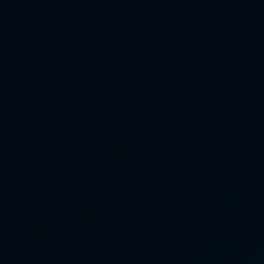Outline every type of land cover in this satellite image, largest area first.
<instances>
[{
    "label": "water",
    "instance_id": "obj_1",
    "mask_svg": "<svg viewBox=\"0 0 264 264\" xmlns=\"http://www.w3.org/2000/svg\"><path fill=\"white\" fill-rule=\"evenodd\" d=\"M0 264H264V0H0Z\"/></svg>",
    "mask_w": 264,
    "mask_h": 264
}]
</instances>
